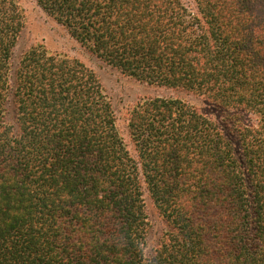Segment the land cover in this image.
Here are the masks:
<instances>
[{
  "label": "trees",
  "instance_id": "1",
  "mask_svg": "<svg viewBox=\"0 0 264 264\" xmlns=\"http://www.w3.org/2000/svg\"><path fill=\"white\" fill-rule=\"evenodd\" d=\"M194 1L36 0L121 73L231 117L145 99L134 157L83 62L35 46L13 70L24 15L0 0V264H264V0ZM146 190L166 223L153 249Z\"/></svg>",
  "mask_w": 264,
  "mask_h": 264
},
{
  "label": "rangeland",
  "instance_id": "2",
  "mask_svg": "<svg viewBox=\"0 0 264 264\" xmlns=\"http://www.w3.org/2000/svg\"><path fill=\"white\" fill-rule=\"evenodd\" d=\"M22 9L25 26L22 30L13 51L12 65L16 68L22 55L35 46H43L51 53L66 55L83 62L92 69L99 79L105 94L111 101L116 118L118 130L125 140L128 149L134 157H137L132 138L129 133L128 119L132 108L141 101L148 98H179L188 106L209 118L220 126L229 125L231 117L223 112L217 105L209 102L204 96L188 93L181 89H172L158 85L138 81L121 73L118 69L103 62L95 55L91 54L75 41L67 31L52 18L46 15L37 5L36 0H15ZM189 9L195 11L194 0H183ZM15 108L12 99L7 104L6 120L14 124ZM246 123H256V117L252 114L244 117ZM234 145V152L238 159L241 158L238 139L234 133L229 136ZM145 210L148 216L147 241L149 249L157 247L166 223L158 212L156 206L145 191Z\"/></svg>",
  "mask_w": 264,
  "mask_h": 264
}]
</instances>
